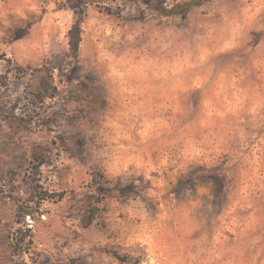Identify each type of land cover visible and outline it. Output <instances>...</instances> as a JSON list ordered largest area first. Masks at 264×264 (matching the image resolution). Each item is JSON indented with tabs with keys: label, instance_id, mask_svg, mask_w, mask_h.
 <instances>
[{
	"label": "rangeland",
	"instance_id": "374dc122",
	"mask_svg": "<svg viewBox=\"0 0 264 264\" xmlns=\"http://www.w3.org/2000/svg\"><path fill=\"white\" fill-rule=\"evenodd\" d=\"M0 264H264V0H0Z\"/></svg>",
	"mask_w": 264,
	"mask_h": 264
},
{
	"label": "trees",
	"instance_id": "16d2710c",
	"mask_svg": "<svg viewBox=\"0 0 264 264\" xmlns=\"http://www.w3.org/2000/svg\"><path fill=\"white\" fill-rule=\"evenodd\" d=\"M194 5V2H188L187 4H184L183 7H179L176 10V13H183L185 14L186 11H188L192 6ZM160 13L161 14H165V10L164 9H160ZM68 38H69V48H70V53L72 55L73 58L77 59L78 55H79V49H80V44L82 41V16H76L75 17V21L72 25V28L69 31L68 34ZM63 195L60 194L59 197H62ZM49 198H53L52 196H41V200H47ZM114 255L121 261H125L124 257H122L120 254H118L117 252H114Z\"/></svg>",
	"mask_w": 264,
	"mask_h": 264
}]
</instances>
